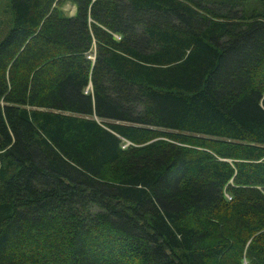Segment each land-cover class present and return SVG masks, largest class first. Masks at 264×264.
Here are the masks:
<instances>
[{
  "label": "trees",
  "instance_id": "16d2710c",
  "mask_svg": "<svg viewBox=\"0 0 264 264\" xmlns=\"http://www.w3.org/2000/svg\"><path fill=\"white\" fill-rule=\"evenodd\" d=\"M7 9L0 264H264V9Z\"/></svg>",
  "mask_w": 264,
  "mask_h": 264
},
{
  "label": "rangeland",
  "instance_id": "374dc122",
  "mask_svg": "<svg viewBox=\"0 0 264 264\" xmlns=\"http://www.w3.org/2000/svg\"><path fill=\"white\" fill-rule=\"evenodd\" d=\"M204 1L224 2L226 7H229L231 5H238L246 13L255 10L264 9V0H204ZM7 8H9V0H0V41L5 36V34L7 33L10 27V14ZM73 9L74 7H72V5L69 2H65L64 4L59 6L60 12H62V14L65 16L71 15Z\"/></svg>",
  "mask_w": 264,
  "mask_h": 264
},
{
  "label": "crops",
  "instance_id": "0c3cea01",
  "mask_svg": "<svg viewBox=\"0 0 264 264\" xmlns=\"http://www.w3.org/2000/svg\"><path fill=\"white\" fill-rule=\"evenodd\" d=\"M73 7V6H72ZM74 10V9H73ZM73 10H72V14L71 15H69V16H72L74 13H73Z\"/></svg>",
  "mask_w": 264,
  "mask_h": 264
}]
</instances>
